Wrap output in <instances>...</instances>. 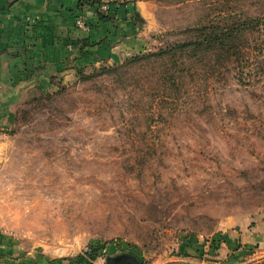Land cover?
Masks as SVG:
<instances>
[{"label": "rangeland", "instance_id": "374dc122", "mask_svg": "<svg viewBox=\"0 0 264 264\" xmlns=\"http://www.w3.org/2000/svg\"><path fill=\"white\" fill-rule=\"evenodd\" d=\"M140 1L143 51L33 89L0 128L11 250L163 262L234 215L264 219V0ZM246 21L229 58L179 48Z\"/></svg>", "mask_w": 264, "mask_h": 264}, {"label": "crops", "instance_id": "0c3cea01", "mask_svg": "<svg viewBox=\"0 0 264 264\" xmlns=\"http://www.w3.org/2000/svg\"><path fill=\"white\" fill-rule=\"evenodd\" d=\"M106 6V10L102 7ZM104 15L106 21H101ZM82 18L83 27L76 22ZM145 8L140 0L117 4L113 0H0V128L11 120L23 96L44 91L70 76L112 65L144 50ZM0 233V264H137L134 253L99 252L49 257L22 245L8 246ZM8 237V236H7ZM15 242V241H14ZM166 261L143 264H264V219L234 215L205 240L184 239ZM112 251V250H111ZM108 253V254H107ZM120 257H126L121 260ZM127 263H126V262Z\"/></svg>", "mask_w": 264, "mask_h": 264}, {"label": "trees", "instance_id": "16d2710c", "mask_svg": "<svg viewBox=\"0 0 264 264\" xmlns=\"http://www.w3.org/2000/svg\"><path fill=\"white\" fill-rule=\"evenodd\" d=\"M99 18L101 21H106L108 17L104 15H99ZM248 22L252 21H246L240 24L237 27H233L230 29H225L221 31L211 30L210 33H207L205 35H200L197 40H191L187 43H183L179 45V48H185L187 47L188 51H194L198 49H212L213 53L215 55H224L225 57L229 58L231 57L230 49L231 47V41L233 40L235 34L234 32L237 31L238 33L241 32V29L244 28L242 26H245L248 24ZM206 29H203V31ZM198 31V30H197ZM229 45V46H228ZM90 251L89 253H86L87 257L89 259H96L98 257V253L100 252L104 245L96 244V245H90ZM138 258L135 260L137 264H143L142 259ZM116 262L113 261V259H107V264H115Z\"/></svg>", "mask_w": 264, "mask_h": 264}, {"label": "built area", "instance_id": "2783aa9c", "mask_svg": "<svg viewBox=\"0 0 264 264\" xmlns=\"http://www.w3.org/2000/svg\"><path fill=\"white\" fill-rule=\"evenodd\" d=\"M130 0H113L114 3H117V4H122V3H125V2H128ZM106 6H103L102 7V10H106ZM76 25L78 27H83L84 26V21L82 20V18L78 19L77 22H76Z\"/></svg>", "mask_w": 264, "mask_h": 264}, {"label": "water", "instance_id": "95a60500", "mask_svg": "<svg viewBox=\"0 0 264 264\" xmlns=\"http://www.w3.org/2000/svg\"><path fill=\"white\" fill-rule=\"evenodd\" d=\"M126 257H120L118 259H125ZM116 259H113V261H115ZM116 262V261H115ZM126 262V261H125ZM127 263V262H126Z\"/></svg>", "mask_w": 264, "mask_h": 264}]
</instances>
